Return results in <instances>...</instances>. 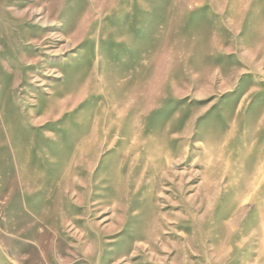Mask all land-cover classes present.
I'll return each instance as SVG.
<instances>
[{"label": "rangeland", "instance_id": "obj_1", "mask_svg": "<svg viewBox=\"0 0 264 264\" xmlns=\"http://www.w3.org/2000/svg\"><path fill=\"white\" fill-rule=\"evenodd\" d=\"M0 264H264V0H0Z\"/></svg>", "mask_w": 264, "mask_h": 264}]
</instances>
